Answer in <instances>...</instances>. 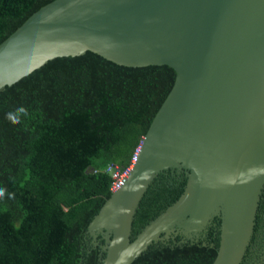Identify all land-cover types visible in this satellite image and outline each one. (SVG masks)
<instances>
[{
    "label": "water",
    "instance_id": "water-1",
    "mask_svg": "<svg viewBox=\"0 0 264 264\" xmlns=\"http://www.w3.org/2000/svg\"><path fill=\"white\" fill-rule=\"evenodd\" d=\"M87 50L176 75L78 264L99 243V264L186 244L215 247L211 264H264V0H51L0 42V89Z\"/></svg>",
    "mask_w": 264,
    "mask_h": 264
},
{
    "label": "trees",
    "instance_id": "trees-1",
    "mask_svg": "<svg viewBox=\"0 0 264 264\" xmlns=\"http://www.w3.org/2000/svg\"><path fill=\"white\" fill-rule=\"evenodd\" d=\"M49 1L0 0V42ZM175 75L167 64L129 66L87 50L0 89V264H78L84 230L111 195L106 165L130 163ZM100 244L84 264H99ZM216 252L153 247L131 264H211Z\"/></svg>",
    "mask_w": 264,
    "mask_h": 264
},
{
    "label": "built area",
    "instance_id": "built-area-1",
    "mask_svg": "<svg viewBox=\"0 0 264 264\" xmlns=\"http://www.w3.org/2000/svg\"><path fill=\"white\" fill-rule=\"evenodd\" d=\"M136 149H137V148H136ZM136 149H135V151H136ZM135 151H134V153H135ZM134 153H133V155H134ZM133 155H132V157H131V159H130V162H131V160H132V158H133ZM126 167H127V166H126ZM126 167H125V168H126ZM125 168H121L120 165L117 164V163H115V162H109V163L106 165V167H105V171L108 172V173H110V175H111L110 190H111V187H112V182L118 178V176L123 172V170H124Z\"/></svg>",
    "mask_w": 264,
    "mask_h": 264
},
{
    "label": "clouds",
    "instance_id": "clouds-1",
    "mask_svg": "<svg viewBox=\"0 0 264 264\" xmlns=\"http://www.w3.org/2000/svg\"><path fill=\"white\" fill-rule=\"evenodd\" d=\"M19 112H24L25 110L23 108L18 110ZM8 119H10L13 123H18V119L15 115H13L12 113L8 114Z\"/></svg>",
    "mask_w": 264,
    "mask_h": 264
},
{
    "label": "flooded vegetation",
    "instance_id": "flooded-vegetation-1",
    "mask_svg": "<svg viewBox=\"0 0 264 264\" xmlns=\"http://www.w3.org/2000/svg\"><path fill=\"white\" fill-rule=\"evenodd\" d=\"M100 244V243H99Z\"/></svg>",
    "mask_w": 264,
    "mask_h": 264
}]
</instances>
